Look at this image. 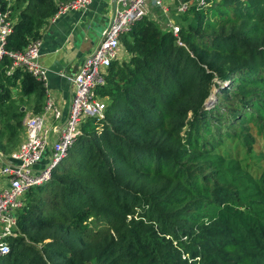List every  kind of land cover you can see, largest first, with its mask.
Wrapping results in <instances>:
<instances>
[{"label": "trees", "instance_id": "16d2710c", "mask_svg": "<svg viewBox=\"0 0 264 264\" xmlns=\"http://www.w3.org/2000/svg\"><path fill=\"white\" fill-rule=\"evenodd\" d=\"M67 1L13 0L6 50L41 38ZM204 1L179 0L188 7L178 37L146 15L121 34L125 56L95 89L104 118L82 122L50 180L25 191L20 234L8 239L0 264H264V159L260 166L216 147L220 138L237 149L246 134L220 131L210 147L201 139V123L223 114L218 104L205 109L213 86L230 100L236 94L224 83L240 81L230 128L239 110L252 108L254 92L264 99V0H217L213 21V0ZM226 7L235 8L231 17L221 15ZM11 63L0 61V123L15 147L21 107L45 87L21 67L7 74ZM258 110L264 115V105ZM262 127L253 123L257 133Z\"/></svg>", "mask_w": 264, "mask_h": 264}, {"label": "built area", "instance_id": "2783aa9c", "mask_svg": "<svg viewBox=\"0 0 264 264\" xmlns=\"http://www.w3.org/2000/svg\"><path fill=\"white\" fill-rule=\"evenodd\" d=\"M5 9L0 4V61L3 56L12 60L7 71L21 67L37 81L46 86L47 68L39 63L41 38L32 40L22 51H8L7 37L12 30L11 5L13 0H4ZM92 0H70L60 2L57 12L49 23L68 11H83ZM165 0H116V11L109 28L102 31L100 42L83 60L74 74L65 75L72 83L68 113L62 124V111L51 98L45 102L40 114H28L24 119V137L13 151L7 163L0 167V175L6 177V186L0 188V256L10 250V237H17V211L23 205V195L29 188L48 182L54 168L65 158L69 148L80 134V126L87 118H104L106 103L95 95V89L104 84L105 73L110 62L120 53L119 39L129 26L146 15L149 5L163 8ZM177 1V11L187 9V2ZM205 6L204 0H196ZM172 33L178 37L179 27L170 25ZM177 43L182 44L179 38ZM48 120L54 121L50 125ZM55 134L54 140L50 139Z\"/></svg>", "mask_w": 264, "mask_h": 264}, {"label": "crops", "instance_id": "0c3cea01", "mask_svg": "<svg viewBox=\"0 0 264 264\" xmlns=\"http://www.w3.org/2000/svg\"><path fill=\"white\" fill-rule=\"evenodd\" d=\"M175 2L177 3L176 0H165L163 10L149 5L146 8V16L155 21H158L157 19L160 17L165 19L172 10L171 5ZM112 16V0H92L85 10L68 11L42 29V44L38 60L48 70L47 84L44 86V97L40 99L36 94L28 98L25 103L26 106H24L26 110L25 117L28 114L42 113L45 102L48 98H51L62 111V119L58 121V124L63 123L68 113L70 97L73 92L72 83L65 75L70 74L71 70L76 71L83 60L100 42L102 31L107 28ZM120 56H125L122 48ZM56 61L65 68L60 73L52 68ZM52 122L54 121L48 120L47 124L50 125ZM20 137L21 142L24 137V129ZM54 138L55 134H51L50 139L54 140ZM19 144L7 152L0 150L6 163L10 154L18 148ZM2 164L4 163L0 159V167Z\"/></svg>", "mask_w": 264, "mask_h": 264}, {"label": "rangeland", "instance_id": "374dc122", "mask_svg": "<svg viewBox=\"0 0 264 264\" xmlns=\"http://www.w3.org/2000/svg\"><path fill=\"white\" fill-rule=\"evenodd\" d=\"M172 10L171 12H169V14H167V17L165 19H163L164 17H160L158 18L157 22L161 25H168L167 27H169L170 25H174V26H178L181 27L183 25H185L184 23L182 24L179 20H178V16H179V12H177V3H173L172 5ZM217 6V0H213V3H211V7H213L212 12H208V18L212 21L214 19H216L217 15L220 13V10L217 8V10H215V7ZM163 10V8H160ZM232 9H233V13H234V9L235 8H224L223 13H221V15H226L228 17H231L232 15ZM163 13V11L161 12V14ZM162 18V19H161ZM229 20L233 21V18H229ZM240 81L238 80L237 77H233L232 79H230L229 81L224 83V87L228 88V95L229 94H233L235 95L234 99H230V100H223V98H225L227 96L226 93L224 94H220L219 93V87H212V92L210 94V96L208 97V99L205 102V109L207 111H211V109L213 108L214 104H218V108L223 111V114L221 115V118L216 117V115H213L212 113L209 114V120L206 122H202L201 123V130L203 128V130L201 132H203L202 138L203 141L207 144V147H210L211 144L216 145L218 143L217 141V137H218V133L220 131H223L225 137L227 138V136L231 133V134H236L239 136V138H242L244 134L247 135V139H243L241 141V146H239L237 149L233 147V143L232 142H224L219 138V143L217 144V148L221 149L222 151H227L230 154H234L237 151L240 153L241 156H248V159L250 161V163H257L258 165L261 166L262 162L260 161V159H264V127L261 128L260 132L257 133L256 130L253 128V123H255L257 126L262 123L264 121V115L258 110L259 107L264 105V99L262 96V93H255L254 92V98L253 101L250 104V107L252 108H248V110L245 112L243 109L238 111V118H239V122H233V124H235V126H233L232 128H230L229 125H227V120L228 118L231 117V115H227L228 111L230 109H232V107H237L238 104H236V99L235 98H240L242 96V89L239 90V85ZM44 85V84H43ZM250 85V84H249ZM45 86V85H44ZM248 88L253 89L251 86H249ZM14 97H17L16 92L13 93ZM245 95H249V94H245ZM103 100V99H102ZM104 101V100H103ZM255 103H259V104H255ZM26 106V104H25ZM24 107V106H22ZM247 112H250V116L249 114H246ZM214 113H216L214 111ZM246 114V115H245ZM227 116V118H226ZM243 116V117H242ZM244 118V119H241ZM233 119V118H232ZM242 120V122H240ZM215 125H218L217 129L215 128ZM245 127L244 129L242 127ZM228 131L229 134H228ZM216 132V133H215ZM222 133V132H221ZM220 135V134H219ZM227 135V136H226ZM9 133L7 130L2 129L1 123H0V150L3 152H7L13 149L12 146H7V139H8ZM223 137V136H222ZM228 139V138H227ZM209 140H216L215 142L209 143ZM6 146V149H3L2 147ZM240 147H243V149H241ZM17 149V148H16ZM66 157V156H65ZM202 161V160H201ZM248 162H243V167L247 164ZM245 168L248 170V167L245 166ZM6 177L5 176H1L0 175V188H3L6 186Z\"/></svg>", "mask_w": 264, "mask_h": 264}, {"label": "water", "instance_id": "95a60500", "mask_svg": "<svg viewBox=\"0 0 264 264\" xmlns=\"http://www.w3.org/2000/svg\"><path fill=\"white\" fill-rule=\"evenodd\" d=\"M112 7H113V16L115 14V11H116V0H112ZM112 16V18H113ZM112 23V20L110 21L109 25L107 26V28H109V26L111 25ZM54 70L57 72V73H60L63 69H65L59 62H55L53 67ZM75 73V70H71V73L70 74H74ZM24 107H21V110H23ZM0 159L1 161H3V163H6V161L4 160V157L3 155L0 153Z\"/></svg>", "mask_w": 264, "mask_h": 264}]
</instances>
